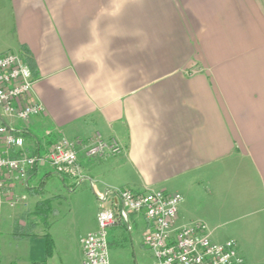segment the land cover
<instances>
[{
	"label": "crops",
	"instance_id": "1",
	"mask_svg": "<svg viewBox=\"0 0 264 264\" xmlns=\"http://www.w3.org/2000/svg\"><path fill=\"white\" fill-rule=\"evenodd\" d=\"M8 52L32 70L27 102L45 107L29 123L0 109L24 154L116 139L115 156L76 148L96 199L108 188L181 194L178 227L207 225L186 221L210 213L214 242L234 240L245 264H264V0H0ZM0 155L17 151L2 144ZM51 177L75 189L47 161L27 181L0 172V264H56L42 241L38 254L8 243Z\"/></svg>",
	"mask_w": 264,
	"mask_h": 264
},
{
	"label": "built area",
	"instance_id": "2",
	"mask_svg": "<svg viewBox=\"0 0 264 264\" xmlns=\"http://www.w3.org/2000/svg\"><path fill=\"white\" fill-rule=\"evenodd\" d=\"M33 75L29 65L16 53H0V109L4 113L29 123L45 112L42 103L27 102L33 91ZM15 149L16 157L0 155V172L6 177L27 181L41 162L47 161L57 172H67L77 182L83 178L78 166L77 147L83 146L89 157H108L123 152L116 140H105L100 135L84 141L62 139L45 157L27 155L21 149L24 138L8 125L0 126V145ZM3 184H1L2 186ZM99 212L98 228L80 239L84 253L82 264H111L108 231L117 224H126L132 232L131 217L142 214L147 220L145 245L154 253L158 264H245L234 240L216 243L211 239L205 223L178 227L181 194L163 191L138 193L130 188H108L97 194ZM25 203L26 197L12 200L11 207Z\"/></svg>",
	"mask_w": 264,
	"mask_h": 264
},
{
	"label": "rangeland",
	"instance_id": "3",
	"mask_svg": "<svg viewBox=\"0 0 264 264\" xmlns=\"http://www.w3.org/2000/svg\"><path fill=\"white\" fill-rule=\"evenodd\" d=\"M39 182L36 183L38 187L35 190L39 201L51 198L48 205L36 215L40 223L39 230L36 235L25 240L11 236L8 238V243L13 245L14 251L16 248L20 253H26L30 247L34 250V254H38L40 241L47 251L49 235L53 240L52 249L56 254L54 259L56 264H82L84 253L80 239L97 230V214L100 209L90 182L84 178L78 182L76 180L75 189L70 191L55 177H51L43 185ZM28 197H32L31 193ZM33 197L36 199V195ZM205 216L208 218L206 222L210 228V213L191 212L186 222L204 221ZM131 225L132 232L128 231L126 224H119L109 229L111 264H158L154 253L144 243L147 226L145 219L142 216L138 218L132 216Z\"/></svg>",
	"mask_w": 264,
	"mask_h": 264
},
{
	"label": "trees",
	"instance_id": "4",
	"mask_svg": "<svg viewBox=\"0 0 264 264\" xmlns=\"http://www.w3.org/2000/svg\"><path fill=\"white\" fill-rule=\"evenodd\" d=\"M29 65V63H27ZM32 71V70H31ZM19 153H17L18 155ZM16 155V156H17ZM64 173V172H62ZM60 173V174H62ZM49 198L48 200L45 201H40L38 202L33 208L24 210L21 212L14 223L13 226V232H12V237H15L19 240H25L29 238L30 236L36 235V232L40 228V223L38 221V218L36 215L39 214V210L42 211L43 207H46L48 203L50 202ZM46 221V219H44ZM47 236V235H46ZM47 255L50 256L53 252L52 245H53V240L49 238V235L47 236Z\"/></svg>",
	"mask_w": 264,
	"mask_h": 264
}]
</instances>
